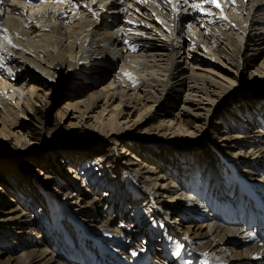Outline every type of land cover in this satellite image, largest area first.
Returning <instances> with one entry per match:
<instances>
[{
	"label": "bare ground",
	"instance_id": "6f19581e",
	"mask_svg": "<svg viewBox=\"0 0 264 264\" xmlns=\"http://www.w3.org/2000/svg\"><path fill=\"white\" fill-rule=\"evenodd\" d=\"M0 65V264H264V0H0Z\"/></svg>",
	"mask_w": 264,
	"mask_h": 264
},
{
	"label": "rangeland",
	"instance_id": "374dc122",
	"mask_svg": "<svg viewBox=\"0 0 264 264\" xmlns=\"http://www.w3.org/2000/svg\"><path fill=\"white\" fill-rule=\"evenodd\" d=\"M104 76H100V79L97 80L96 84H98L99 86H101L104 82H106L107 80H103L101 81V79H104ZM109 81L111 78H108ZM66 84L61 85L60 87H58L57 89L53 90V92L49 95V105L46 108L47 112L42 113V120H43V124H44V128H51L54 127V125L57 123V121L59 120L56 113L57 111L62 108L65 104L66 101L70 100L74 95L76 97H80V92L76 90H74L75 94H72V92H68L66 93L64 90ZM75 85V84H74ZM86 145V144H85ZM90 147V146H89ZM88 146H80L76 148V151L78 153L84 152L86 150H89ZM37 168L35 167V165L31 166V170H36Z\"/></svg>",
	"mask_w": 264,
	"mask_h": 264
},
{
	"label": "snow or ice",
	"instance_id": "6c2138e0",
	"mask_svg": "<svg viewBox=\"0 0 264 264\" xmlns=\"http://www.w3.org/2000/svg\"><path fill=\"white\" fill-rule=\"evenodd\" d=\"M13 2H15V0H13ZM42 2H43V0H42ZM210 2H212V3H216V0H210ZM216 6L217 7H220V5L219 4H216ZM225 19H226V17H225ZM0 67H3V65H0ZM11 74V73H10ZM250 238H254L251 234H250ZM136 253H133V255H135ZM177 255H179V253H177Z\"/></svg>",
	"mask_w": 264,
	"mask_h": 264
}]
</instances>
